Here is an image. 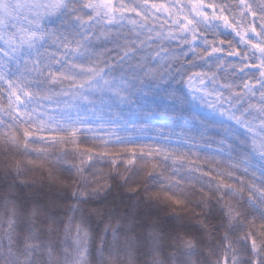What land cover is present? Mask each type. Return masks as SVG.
<instances>
[{"label":"snow or ice","instance_id":"6c2138e0","mask_svg":"<svg viewBox=\"0 0 264 264\" xmlns=\"http://www.w3.org/2000/svg\"><path fill=\"white\" fill-rule=\"evenodd\" d=\"M0 264H264V0H0Z\"/></svg>","mask_w":264,"mask_h":264},{"label":"trees","instance_id":"16d2710c","mask_svg":"<svg viewBox=\"0 0 264 264\" xmlns=\"http://www.w3.org/2000/svg\"><path fill=\"white\" fill-rule=\"evenodd\" d=\"M90 146H91V144L89 142H83L80 145V147H82V148L83 147H90ZM22 194H28V195L37 194V195H41L42 193H40L39 190H36V189H25L24 190V193H22ZM118 195H119L118 193H114L113 196L110 197L109 199L111 200V199L117 198ZM124 199L127 202V199L128 198L127 197H124ZM160 215L161 216H164V215H166V213L161 212Z\"/></svg>","mask_w":264,"mask_h":264}]
</instances>
